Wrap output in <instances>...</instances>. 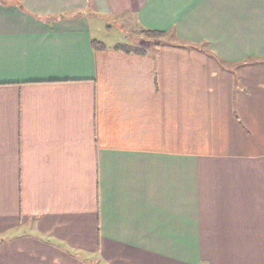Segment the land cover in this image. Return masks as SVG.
<instances>
[{
    "label": "crops",
    "instance_id": "obj_1",
    "mask_svg": "<svg viewBox=\"0 0 264 264\" xmlns=\"http://www.w3.org/2000/svg\"><path fill=\"white\" fill-rule=\"evenodd\" d=\"M0 264H264V0H0Z\"/></svg>",
    "mask_w": 264,
    "mask_h": 264
},
{
    "label": "rangeland",
    "instance_id": "obj_2",
    "mask_svg": "<svg viewBox=\"0 0 264 264\" xmlns=\"http://www.w3.org/2000/svg\"><path fill=\"white\" fill-rule=\"evenodd\" d=\"M116 19H109L104 21L102 28H101V33L106 35V39L111 40V41H118L121 36V32L123 31V28L121 25L125 26V29L127 30L128 33H136L138 36L140 33L136 30L135 27H137L132 18L130 16H124L121 17L120 20H122V24L119 22L115 21Z\"/></svg>",
    "mask_w": 264,
    "mask_h": 264
},
{
    "label": "trees",
    "instance_id": "obj_3",
    "mask_svg": "<svg viewBox=\"0 0 264 264\" xmlns=\"http://www.w3.org/2000/svg\"><path fill=\"white\" fill-rule=\"evenodd\" d=\"M141 31H142L143 35H146V36L152 37V38H155V36L160 35V33H161L159 31L152 30V29H142ZM98 42H99V44L97 42L96 43L98 44L99 47H104L103 42H100V41H98ZM118 46H122L123 48L127 47L126 49H130V48L142 49L143 48L142 45L137 44V43L123 44V45L119 44Z\"/></svg>",
    "mask_w": 264,
    "mask_h": 264
}]
</instances>
